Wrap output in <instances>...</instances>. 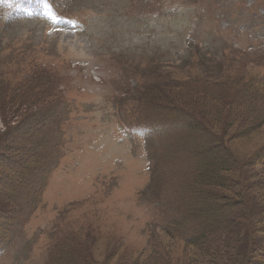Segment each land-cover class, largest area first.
Listing matches in <instances>:
<instances>
[{
    "label": "rangeland",
    "instance_id": "1",
    "mask_svg": "<svg viewBox=\"0 0 264 264\" xmlns=\"http://www.w3.org/2000/svg\"><path fill=\"white\" fill-rule=\"evenodd\" d=\"M44 1L0 0V174L37 172L0 197L17 238L0 264H264V0ZM191 110L205 129L226 122L247 201L196 246L163 231L184 175L156 168ZM219 175L212 188L244 200L238 174ZM185 218L188 236L208 221Z\"/></svg>",
    "mask_w": 264,
    "mask_h": 264
},
{
    "label": "trees",
    "instance_id": "2",
    "mask_svg": "<svg viewBox=\"0 0 264 264\" xmlns=\"http://www.w3.org/2000/svg\"><path fill=\"white\" fill-rule=\"evenodd\" d=\"M49 1L51 2L52 0ZM257 92L258 89L251 93L247 92V98L243 100V104H238V106H248L247 108H251L252 104H254L255 107V102H258V97L261 96V94H258ZM242 99H244L243 95ZM192 113L191 130L179 141H176L177 148H183L185 151V156L177 158V164L179 166L177 175H184V178H182L184 181L176 186L177 189L182 190L181 199H179L178 216L170 224L167 233L170 235L169 238L171 239H181V241L183 239L186 244L196 246L199 242L202 243L203 241L210 240V238L216 236V234L222 236L220 228L223 229L224 226L219 222V218L222 217L221 213L224 210H234L240 205L247 207V201L243 193L244 187H242L245 183V180L243 181L245 166L237 161L239 168L236 167V154L228 151L229 149L225 145V141L228 142V140L225 139L227 127L226 122H221L223 124H221L218 131L215 129L213 130L210 126L209 129H205L206 124L200 120L193 111ZM168 115L172 116V113H169ZM182 118L184 117L179 115L176 120H182ZM256 121L257 119L253 120V122ZM31 131L36 134V127L34 126ZM255 157H261V164L264 166V163H262L264 161V148L259 152V156L255 154ZM257 158L255 160L253 159L252 162L258 163L256 161ZM184 160H186L187 163L182 162ZM219 162H222L223 165H228L230 169L221 171L220 165H218ZM17 164L20 165V167L22 165L13 161L6 163L2 173L8 174H0V197L2 200L10 201L11 195L13 194V185H16V181L18 184H23V181L27 179L24 177V174L29 173L30 176H32L37 173L36 167L35 171H33V168L24 165L22 166V170H20V168L16 167ZM231 171H235L236 174H238L239 184H241V186L236 185L235 187L238 188L239 186L240 193H243L244 200L234 201L235 199L233 197H226L222 193L218 194L212 188V186L215 187L216 185L224 187L225 180L219 175V172L230 173ZM16 172H19L18 175ZM22 174L23 178L21 177ZM7 175H13V178L10 179ZM224 178L231 183L228 176ZM182 192H184L185 195ZM3 193L6 195H3ZM206 199L209 204L202 202ZM220 208L221 210L219 211ZM185 212H188L192 217H204L208 220L204 226L202 225L201 229H199L200 226H196L193 229L194 234L191 236L184 235L187 222L189 221V219L185 218ZM5 219L6 220L2 221L6 223V226L4 225L3 228L5 227L7 235L0 232V244L3 248L5 246L10 247L13 241L17 239L12 235H8L10 230L16 228V225L11 223V220H9L8 217ZM62 256L63 258L65 257L64 254H62ZM62 256L61 254L58 255L57 259L64 260ZM77 260L79 261V259Z\"/></svg>",
    "mask_w": 264,
    "mask_h": 264
}]
</instances>
